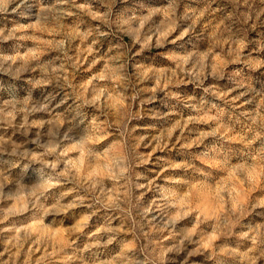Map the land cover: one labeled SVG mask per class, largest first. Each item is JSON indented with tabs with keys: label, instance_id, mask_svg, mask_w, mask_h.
Wrapping results in <instances>:
<instances>
[{
	"label": "rangeland",
	"instance_id": "rangeland-1",
	"mask_svg": "<svg viewBox=\"0 0 264 264\" xmlns=\"http://www.w3.org/2000/svg\"><path fill=\"white\" fill-rule=\"evenodd\" d=\"M0 264H264V0H0Z\"/></svg>",
	"mask_w": 264,
	"mask_h": 264
}]
</instances>
